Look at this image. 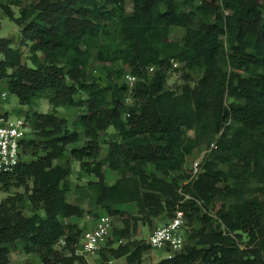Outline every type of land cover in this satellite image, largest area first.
Segmentation results:
<instances>
[{
  "label": "trees",
  "instance_id": "1",
  "mask_svg": "<svg viewBox=\"0 0 264 264\" xmlns=\"http://www.w3.org/2000/svg\"><path fill=\"white\" fill-rule=\"evenodd\" d=\"M131 1L128 13L127 0H39L24 7L20 17L0 4V12L21 28L33 54L32 66H25L21 52L0 37V87L8 79L7 90L22 106L51 91L60 105L86 107L79 122L87 141L72 152L80 159H98L100 133L114 127L119 140L109 142L108 161L122 178L109 190L120 187L127 194L123 202L135 203L140 215L169 210L174 216L180 209L188 217L190 210L201 212L200 202L208 210L218 199L235 197L234 204L221 203L216 209L225 230L213 227L214 218L206 213L197 234L201 247L186 242L180 254L153 264H264V201L245 197L250 190H243L245 176L238 173L251 166L264 172V0H185L184 8L177 0ZM172 28L185 30L181 42L171 38ZM94 51L99 62L111 66L104 87L88 72ZM153 66L156 71L149 75ZM178 68L186 84L180 92L167 91L169 73ZM127 73L140 79L131 105L125 103L129 89L121 82ZM191 73L200 77L194 87ZM81 92L86 98L77 97ZM227 97L236 102L228 105ZM24 115L34 136L48 142L26 140L25 155L33 152L37 158L23 161L12 174H0V186L9 191L32 179L31 200L42 205L45 215L25 216L13 198L0 204V264L9 263V246L17 242L43 264H55L60 258L56 245L62 239L78 241L82 232L61 221L81 212L67 201V171L54 165L65 148L50 142L66 147L80 135L55 113ZM204 143L217 148L201 164L200 174L182 185L190 177L184 174L188 157ZM41 147L45 154L37 155ZM148 164L161 176L149 174ZM105 207L110 215L132 216L117 206ZM240 233L250 238L248 247L238 243ZM132 245L113 248L111 255H127L129 264H140L150 246ZM102 259L100 264H109L107 256Z\"/></svg>",
  "mask_w": 264,
  "mask_h": 264
},
{
  "label": "rangeland",
  "instance_id": "2",
  "mask_svg": "<svg viewBox=\"0 0 264 264\" xmlns=\"http://www.w3.org/2000/svg\"><path fill=\"white\" fill-rule=\"evenodd\" d=\"M182 8H184L185 0H177ZM201 0H196L200 2ZM0 0V4H8L13 10L16 17L21 16V11L24 7H28L32 4L39 2V0ZM126 9L128 13L133 11V4L131 0H127ZM114 31V27L111 28ZM185 35V30L182 28H172L171 38L177 42H181ZM0 37L8 39L12 48L17 49L21 52L22 63L25 66H32L33 54L30 50V43L24 41L22 36L21 28L10 19L5 11L0 12ZM104 40L107 41L106 38ZM41 60H44L43 55L39 53ZM121 64H116V68L120 67ZM110 65H105L97 60L96 51L93 52V56L90 59L88 65V72L98 79L100 86L104 87L107 84V70ZM179 70H173L169 73L168 81L165 86L167 91L180 92L181 88L186 84L184 78V71L182 68ZM199 74L191 73V79L189 84L191 86H196L199 80ZM123 83V81H121ZM9 80L6 79L2 82V88L7 89ZM77 97L86 98L84 93H78ZM236 100L232 97H227L226 103L229 105ZM125 103L127 101L125 100ZM61 100L55 97L54 92H40L31 106H22L15 94L9 92V97L7 102L3 105L2 109L9 111L13 116L19 115H40L55 113L60 119H65L67 124V129L70 132H78L80 135V140L68 144L66 147L61 143L55 144V142H50L52 145L56 146L57 149L65 148V153L61 159H56L54 161L55 166H61L64 168L68 175L66 180L70 185V191L67 194V201L80 208L81 214L79 216H71L69 218H61V221L65 225H77L78 229L81 230V235L77 240L73 242H67L66 246L58 243L56 245V250L60 256L55 264H100L102 262L103 256H107L109 264H129L127 255L121 258H114L111 255V250L113 248L117 249L119 247L125 248L130 247L133 249L134 242H140L141 244H148L149 237L151 233L158 227L165 225L168 220L173 216V211L163 210L159 216H152L149 214H138L137 205L132 202H123L127 197L124 191L120 192V187L114 192L110 191L109 188L113 186H118L119 180L122 178L120 170L114 168L108 161V149L109 142L114 140H119L118 131L114 127H109L108 130L100 133V143L102 146L101 156L98 159H88V158H78L72 154L73 150H79L84 147L87 137L83 128L79 122V117L81 114L86 113V107H74L71 105H60ZM126 119V115L123 116ZM31 122V121H30ZM32 123V122H31ZM188 136H193V132L188 131ZM37 138L40 141L48 142L44 136L37 135L33 138ZM218 138V136H217ZM37 150L38 154H45L42 151ZM212 145L209 143H204L203 145L197 147L193 154L188 157L187 162L184 166V174L190 177L186 181H182V185L190 182L191 176V166L193 161L196 159L201 160L204 165L205 162L210 157L212 152ZM37 157L32 153L25 156L27 162L35 160ZM90 167V171H86V167ZM82 166H84L82 168ZM221 168L228 170L227 165H221ZM146 170L149 174L161 176V174L156 170L155 166L148 164ZM255 171V172H254ZM256 168L251 166L249 171L244 172L242 168H239V175L245 176L243 180V190H250L249 192H244L247 199L258 198L260 201H264V172H256ZM180 174V173H178ZM177 173L172 174L173 177L178 176ZM257 175V176H256ZM230 184H234V180L230 179ZM228 183H224L221 186L225 187ZM107 188V189H106ZM33 190V180L27 181L24 186L12 187L9 191L4 190L0 186V204L8 199L13 198L16 200L18 205L21 207L25 216H33L34 214H39L41 216L45 215V211L41 204H35L31 200V194ZM190 199V197H186ZM236 201L235 197H227L225 199L216 200L214 206L210 209H204L202 203H199L201 207V212H194L190 210L188 212V217L186 216V226H185V237L186 242L190 246L201 247L198 237V232L202 231V217L209 213L214 218L213 227L225 230V226L217 219L216 209L225 203L227 206L234 204ZM106 205L117 206L121 210L130 212L131 215L122 218L118 215H110L106 209ZM110 219V228L107 232L105 240L100 244L99 250L94 254H83L79 252V246L82 242H85L92 232L100 225L102 217ZM76 232V231H75ZM74 232V233H75ZM242 239H238V243L242 247H248L250 244V238L247 234L240 233ZM9 263L8 264H43L40 257L35 253H27L24 249V244L17 242L14 246H9ZM166 258L164 252L154 250L152 248L148 249L143 255L140 264H153L157 263Z\"/></svg>",
  "mask_w": 264,
  "mask_h": 264
},
{
  "label": "built area",
  "instance_id": "3",
  "mask_svg": "<svg viewBox=\"0 0 264 264\" xmlns=\"http://www.w3.org/2000/svg\"><path fill=\"white\" fill-rule=\"evenodd\" d=\"M224 4V0H220ZM226 15L229 14L224 10ZM174 67H179V63L173 61ZM156 66L148 69V74L153 75ZM140 79L137 76L127 73L123 77V82L127 85L129 92L126 97L128 105L133 102L132 94ZM9 97V91L0 87V174H12L17 167L25 161V141L33 138V130L25 115L13 116L9 111L2 109ZM217 148L216 144H212V149ZM201 160L196 159L191 166L192 178L198 176L201 172ZM110 219L108 216L102 217L100 225L92 232L85 242L79 246V252L83 254H94L100 244L105 240L107 232L110 228ZM186 215L177 209L174 216L162 227L156 228L150 235L148 245L150 248L164 252L166 258L172 259L180 254L186 244L185 237ZM63 246L67 245V241H60Z\"/></svg>",
  "mask_w": 264,
  "mask_h": 264
}]
</instances>
